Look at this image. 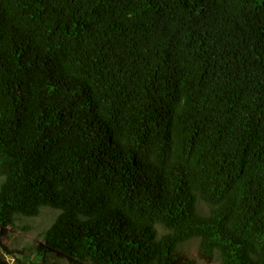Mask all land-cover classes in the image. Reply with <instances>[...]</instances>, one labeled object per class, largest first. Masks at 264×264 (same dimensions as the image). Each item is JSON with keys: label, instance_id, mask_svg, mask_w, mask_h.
<instances>
[{"label": "trees", "instance_id": "16d2710c", "mask_svg": "<svg viewBox=\"0 0 264 264\" xmlns=\"http://www.w3.org/2000/svg\"><path fill=\"white\" fill-rule=\"evenodd\" d=\"M44 206L33 264H264V0H0L6 255Z\"/></svg>", "mask_w": 264, "mask_h": 264}, {"label": "rangeland", "instance_id": "374dc122", "mask_svg": "<svg viewBox=\"0 0 264 264\" xmlns=\"http://www.w3.org/2000/svg\"><path fill=\"white\" fill-rule=\"evenodd\" d=\"M204 214L209 210L208 206L203 203L199 204ZM59 211L44 206L37 217L27 218L18 217L11 227L8 234L1 239V243L10 250L15 251L16 256L6 255L0 244V255H4L9 264H33L35 246L41 240L43 232L49 228L58 216ZM160 229V233H162ZM186 257L194 262V264H207L198 254V240H192L181 247ZM49 264H68L65 260L50 258ZM211 264H219L216 260Z\"/></svg>", "mask_w": 264, "mask_h": 264}]
</instances>
